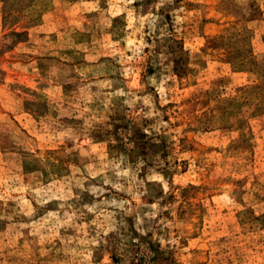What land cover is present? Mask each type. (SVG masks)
I'll use <instances>...</instances> for the list:
<instances>
[{"label": "rangeland", "instance_id": "374dc122", "mask_svg": "<svg viewBox=\"0 0 264 264\" xmlns=\"http://www.w3.org/2000/svg\"><path fill=\"white\" fill-rule=\"evenodd\" d=\"M0 264H264V0H0Z\"/></svg>", "mask_w": 264, "mask_h": 264}, {"label": "clouds", "instance_id": "9594fccd", "mask_svg": "<svg viewBox=\"0 0 264 264\" xmlns=\"http://www.w3.org/2000/svg\"><path fill=\"white\" fill-rule=\"evenodd\" d=\"M63 135V134H62ZM149 179H152V180H159L160 179V177H158V176H155V177H150ZM90 255V254H89Z\"/></svg>", "mask_w": 264, "mask_h": 264}]
</instances>
